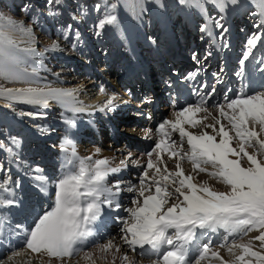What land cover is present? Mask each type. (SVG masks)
Instances as JSON below:
<instances>
[{
  "label": "rangeland",
  "instance_id": "374dc122",
  "mask_svg": "<svg viewBox=\"0 0 264 264\" xmlns=\"http://www.w3.org/2000/svg\"><path fill=\"white\" fill-rule=\"evenodd\" d=\"M137 2L142 5V14H140V7ZM125 3L131 4L133 12H135L134 43L127 40L121 26L117 23L106 25L105 29L97 34L96 25L98 21L106 14L114 15L113 8L123 12ZM225 3L226 6L221 9L212 3V0H204L202 11L195 6L182 2V0H58V3L57 0H52V3H49V0H0V13L31 30L30 36L25 33L18 34L19 47L21 49H35L34 55L24 51L19 53L24 60L28 61L22 65V67L28 68V75L25 79L9 81L0 78V89L29 86L35 88L58 87L62 84L78 86V78L82 77L85 81H93L100 89L103 87L105 92L109 89L108 91L117 96L121 103L128 101L126 110H124L125 106L123 107V105L125 103H123L122 107L115 112L112 129L109 125L112 117L108 114L107 117H102L100 120L102 123L97 124V128H99L97 130L86 120H79L81 113L68 116L59 110L45 111L39 106L21 105L7 99H0V184L9 189V192H0V254H5V250L7 253L12 248L21 247L25 240V234L34 226L38 218L52 209L56 183L69 170L67 165L68 153L63 151L66 146V138L74 142L80 157L92 155L99 148L100 153L93 156V159L107 158L113 166L120 165V161L125 159L133 147L126 143L124 137L116 140L111 133L115 130L118 132V136L129 134L128 136L131 137L135 134L136 137L139 135L133 127L146 128L149 125L146 122V124L138 126L136 121L139 118L145 119L149 112L154 109L153 103L149 102L146 105V98L151 97L155 92H160L158 93L160 95H168L167 90L162 91L160 85L156 86L158 84L156 79L161 75L160 72L163 73V77L170 75V73L187 77L191 73V67L199 66L200 70H203L202 75L207 72L211 84L219 86L218 83H215L216 77L226 71L231 73L233 84L238 89L235 88L236 92L231 94L233 87L228 90L231 85L230 81L221 85L220 95L223 97L228 93L227 96L231 99L241 92L245 93L244 88L252 82H246L245 73L249 67L253 65L260 69L264 65V46H262L264 44V27L257 28L255 26L257 24L264 25L262 12L264 8L261 7L260 0H238L237 4L231 5L230 3V6L228 2L225 1ZM204 8L208 10V13H204ZM183 11L187 14L186 20H182ZM166 13L173 28L170 27L166 19L168 33L163 32L164 29L161 27L163 22L161 16L167 17ZM205 16H207V20L209 18V24L212 25L211 30H208V22L205 20ZM231 21L233 28L230 26ZM169 32H172L173 36L175 35L174 38ZM253 34H261L262 40L257 42L256 47L252 49V55L241 65L240 61L247 50V41ZM53 42H59L60 50L46 51ZM137 43L138 54L136 55L132 51L136 50ZM215 44L218 45V48L215 47ZM142 55L148 59L152 68L151 71L154 70L151 74L154 88L153 92L150 93H148L150 83L147 85L139 79L143 66ZM160 55L165 66L158 60ZM248 62L250 64L247 69ZM33 67H37L36 75L32 74ZM238 72L244 73L242 81H240L241 76L237 75ZM122 77L132 83L135 82L137 86L124 84V81L121 80ZM108 81L110 84L114 83L116 87L110 86ZM263 81L264 79H258V83H252L251 91H247L245 94L264 91ZM202 97L203 95L199 97V100ZM139 102L141 106H139ZM197 102L198 100L183 102L177 110ZM208 103L209 105L213 103L211 98L208 99ZM162 105L163 103H160L158 106ZM164 110L166 111L163 116L158 119L156 116L152 118L154 126L150 127L154 134L151 139L152 143L145 150V153L150 151L156 143L155 130L157 125L164 119H169L174 112L167 108ZM139 112L142 116H139ZM29 113L32 115H28ZM150 115L152 116V113ZM213 115L218 116V113L213 110ZM69 118L75 120V127H69L65 123V120ZM204 123H212V120L209 119ZM202 127L189 128L188 130L199 134ZM207 131L212 134L211 129H207ZM139 134L144 137L143 132ZM175 135L177 136L173 139H178V134ZM234 146H236L235 143ZM187 147L185 144V150ZM248 151L252 152L253 149L249 148ZM139 156V154L134 155L135 159L131 157V161H128L130 164L125 169L127 172L124 173L123 170L110 176L109 182L115 183L117 179L125 180L128 178L131 181L125 180L127 183L137 184L141 169H137V167V170L133 169L135 167L132 161L141 156L142 165H146L147 161V156ZM164 160L168 167L174 170L177 161L169 159L167 155L164 156ZM244 163L246 165V160ZM182 166L186 174H191V164L187 160L183 162ZM129 171L135 175L128 174ZM204 181L211 184L215 190H226L222 184L210 179L207 174H199L196 182L202 183ZM49 184L50 188L47 190L45 185ZM37 191L43 194L37 197ZM132 196L133 194L129 193L127 199L120 201L123 207L116 214L127 216L124 208L131 206ZM45 197H48L49 201L47 207L44 205V202L47 201ZM5 198L13 201L16 198L31 210H33L35 203L42 205L37 210L34 207L35 210L31 211L32 214L24 210L21 215L12 206L13 204L6 203ZM110 212L112 211H107L108 214ZM26 218L29 222L24 220ZM97 222L98 220L93 227L97 229L99 234ZM115 222L118 221H111V223ZM110 234H114L113 237H117L115 240L121 241L125 245L121 240L119 229ZM222 234V229L217 235L211 234L213 246L225 260H232L233 257L228 254L226 249L216 246ZM258 234V232L253 231L244 236L243 239H237V242L246 244ZM108 236L107 233V236L102 238V244L113 238L107 239ZM208 238V236L200 237V243L207 242ZM92 239L96 240V237L90 238L89 244L85 246V251L90 250L94 256L93 251L97 247L91 246ZM257 242H254V250L262 251L258 245L259 242ZM127 251L137 259L151 264V260L147 256H139L129 250ZM82 255L83 252L79 257H74L71 264H77V262L81 264ZM20 258H25V261H19ZM29 258H31L30 264H37L41 257L26 252L17 258L18 264H29ZM41 259H43L44 264H48L47 256ZM101 259L103 264L107 263L105 257ZM54 263L58 264L56 260H52L51 264ZM83 264H91V262H83ZM203 264H219V261L205 260Z\"/></svg>",
  "mask_w": 264,
  "mask_h": 264
},
{
  "label": "snow or ice",
  "instance_id": "6c2138e0",
  "mask_svg": "<svg viewBox=\"0 0 264 264\" xmlns=\"http://www.w3.org/2000/svg\"><path fill=\"white\" fill-rule=\"evenodd\" d=\"M182 2L203 11L204 0ZM212 3L221 9L226 6L225 0H212ZM230 3L235 5L238 0H230ZM260 4L264 8V0H260ZM116 22L115 15H104L96 25L97 34L106 25ZM255 26L264 27L262 24ZM19 33L30 36L31 30L0 13V78L9 81L24 80L28 75V68L22 67L28 61L19 53L35 54V49L19 47ZM261 40V34H253L248 39L241 65ZM57 50H60L59 42H53L46 49ZM37 67L32 68L33 75L37 74ZM237 75L242 77L243 73ZM100 90L104 92L103 87ZM214 92L215 89H211V93ZM0 96L43 107H48L51 98L64 103L72 112L86 110L73 106L76 97L72 90L0 89ZM117 106L115 98L110 97L98 106V111H111ZM213 110L218 116L213 115ZM171 117L157 125L156 143L146 153V165L139 159L132 161L134 167L141 169L138 183L123 188L122 180L110 183L108 178L128 168L131 153L120 161L119 166H113L107 158L93 159L100 153L99 148L92 155L80 157L74 142L66 138L63 151L68 153L69 170L56 183L52 209L38 218L25 234L21 247L0 254V264H18L17 258L26 252L41 258L47 256L48 264L52 260L58 264H71L73 258L83 252L82 258L95 264L93 253L85 251V246L90 238L97 237L93 225L104 214L105 208L119 212L123 207L120 202L122 192L133 196L131 206L124 208L127 216H116L121 240L130 252L147 256L151 264H203L205 260H217L219 264H264V159H261L264 157V91L241 92L231 99L225 95L222 102L211 105L208 95H204L197 103L174 111ZM209 119L212 123L205 124ZM65 123L75 127L74 119H66ZM201 126L199 134L188 130ZM207 129H211L212 134ZM143 132L144 139L153 138L151 128H145ZM173 134H178V139H173ZM249 148L253 151L249 152ZM165 155L177 161L174 170L168 167ZM185 160L191 164V174H186L182 166ZM199 174H207L226 190H215L207 181L197 183ZM0 192H9V189L0 184ZM6 203L11 205L15 201L9 199ZM221 229L223 234L216 246L226 249L232 260H225L213 246L211 234H217ZM253 231L259 234L252 241L237 242ZM202 236L209 237L207 242L200 243ZM229 237H232L231 241ZM114 239L103 244H97L95 239L91 241V246L99 248L101 253L114 250L113 264L115 254L120 253ZM257 241L262 251L254 250ZM137 249L140 250L138 253ZM120 259L121 264H138L127 251ZM37 264H44L43 259Z\"/></svg>",
  "mask_w": 264,
  "mask_h": 264
},
{
  "label": "bare ground",
  "instance_id": "6f19581e",
  "mask_svg": "<svg viewBox=\"0 0 264 264\" xmlns=\"http://www.w3.org/2000/svg\"><path fill=\"white\" fill-rule=\"evenodd\" d=\"M225 1L228 2L229 3V6H230V0H225ZM164 5H165V3H164ZM165 9H166V7H165ZM113 10L115 11L114 12V15L117 18V22L116 23L121 26V29L125 33L127 40L128 41L130 40L131 42L134 43V36H135V31H136V27H135L136 18L134 16V13L135 12H133L132 5L131 4H128V3H125V7H124V11L123 12L122 11H119L118 9H115V8H113ZM230 11H231V9H230ZM204 13H208V11H207L206 8H204ZM140 14H141V12H140ZM166 16L167 17L161 16V19L163 20V22L161 23V27L164 29V32L167 31V29H168V23H167V21L169 22V25H170V20H169V17L167 15V13H166ZM182 17L184 18V20L186 19V12H184V11L182 12ZM205 17L207 18V16H205ZM166 19H167V21H166ZM207 21H208V25H210L209 24L210 21L209 20H207ZM231 24H232V22H231ZM170 27H171V25H170ZM169 34H171L173 36V33L172 32H169ZM215 47L218 48V45L215 44ZM132 53H136L137 54L138 53L137 48H136V50L134 49L132 51ZM182 65H187V64H182ZM199 69L200 68L198 66V68L193 69V70H195L196 74L201 75L202 74V71L199 70ZM262 69H264V66L260 70L250 71L247 79L248 78L249 79L254 78V82L255 83H257V80L260 79V78H263L264 79V70H262ZM229 78H230V76H229ZM78 80H79V85L78 86H74V85H71V84H67V85L66 84L65 85L62 84V85H60L58 87H54V86L43 87V88L38 87V89H42L44 91H48V89L51 88V89H62V90H72V91H74L76 99H75V101L72 102L73 103V106H75V107H82V108L86 109L85 111H82V112H72V111H70L68 109V107L64 103H62L60 101H57V100H54V99H51V98L48 101V107H43V106H40V105H32V104L23 103V102H20V101L10 100V99H8L5 96H0V99H3V100H6L7 99L9 101H12V102H15V103H18V104H21V105L39 106V107L43 108L45 111H54V110L56 111V110H59L60 112H62L64 114H68V116H74L75 114L81 113L82 114V115H80L81 116V119L79 118V120L80 121L81 120H86L88 123L91 124V126L94 129H97V130L99 129V128H97L98 127L97 124L102 123V122H100V120L102 119V117H107L108 114H110V116L112 117V119H111V123H109V125H111L110 128L112 129L114 127V126L112 127V125H113L114 117L116 115L115 112L117 111V109H119L120 107H122L123 103L120 102V99H118L117 96H115L113 93H110V91L106 90L107 92H105V91L104 92H101L99 86H97L93 81H90V80L85 81V79L82 78V77H79ZM121 80L124 81V82H127V79L125 77L124 78L122 77ZM231 80L232 79H228V73L227 74H221L218 77V79H216V81L219 84V86L214 87L215 92L214 93H211L210 92L208 94V96L209 97L210 96H213L214 98H218V93H219V90L221 88V85L224 84L225 82L227 83V82H229ZM109 85L112 86V87H116L114 85V83H111L110 84V82H109ZM233 85L234 84L230 85V87H232ZM29 87H31V86H29ZM29 87H22V88L27 89ZM230 87H229V89H230ZM251 87L252 86L246 87L244 91L247 92L248 90L251 89ZM32 88H35V87H32ZM235 88H236V85L233 87V89H235ZM9 89H21V88L12 87V88H9ZM233 89H232L231 92H233ZM226 94H228V93H226ZM110 97H114L115 98L116 102L118 103V106L114 110H111V111H107V112H100V111H98V106L101 105L104 101H106ZM153 100H154L153 98L146 99V105H148V103L149 102H152ZM124 106H125L124 110H126L127 109L126 104L123 105V107ZM139 106H141V103L140 102H139ZM164 108L169 109V111H172V110L173 111H177V106H168V104H164V106L161 107L158 111H155V113L150 112L149 115L152 113V117H154V116H156L157 118L158 117H161L163 115V113H165V111H166V110H164ZM140 113L141 112H139V116H142V114L140 115ZM77 117H79V116H77ZM151 118L149 119L148 116L145 117V119L139 118L136 122H137L138 125H143V124H146V122H147L149 125H147L146 128H151L152 127V120H151ZM133 128H135V131L138 133L139 136H136L135 137L134 136L135 134L133 136H131V137L128 136L129 134H125V136H121L119 134L120 136H118V132L115 131V130H113L111 134H112V137L114 139H116V140H120V137H124L126 139V143H129L133 147L132 150H134V151L130 150L131 152L129 151V153L132 154V159H135L134 155H138L139 154L140 156L141 155H145L146 156L145 150L147 148H149V146L152 143V140L151 139H144L143 138V135H140L139 134V133H142L143 132V129H145V128H141V127L140 128L133 127ZM123 147H120V148L123 149ZM141 157L139 158V160L141 159ZM140 163H142V160H140ZM128 164H130V163H128ZM133 169L137 170L136 167L133 168ZM125 172H127V170H124V173ZM131 173H132L131 171L128 172V174H131ZM131 175L134 176L135 173H132ZM127 179L128 178H125V180H127ZM125 180H122L123 181V183L121 185L122 188L123 187H126L127 184H130V183H127ZM127 181H131V180L128 179ZM45 188H47V190H49L50 184L49 185H45ZM36 194H37V197H38L39 195H41L43 193H41L40 191H37ZM127 196H129V193L128 192H122L121 193V197H120V201L127 199ZM45 198H47V201L44 202V205H45V207H47L48 204H49V201H48V197H45ZM5 199L7 200V198H5ZM123 202H125V201H123ZM41 205H42L41 203L40 204L35 203V206L34 207L37 210L38 207L41 206ZM12 206H14V208L16 209V211L19 212L21 215L23 214L22 212L24 210L25 211H29V212L35 210L34 207H33V210H31L29 207H26L24 205V203H22L20 200H17L16 198H15V203ZM107 211H108V209L106 208V210L104 211V214L100 217V219L98 220V222L96 224V226L99 227V231H100L99 234L96 237V240H95L97 242V244H102V238H104L105 236H107V233L109 235L107 237V239H109V238H111V237L114 236V234H110V233H112L114 230H117V231H118V229L120 230V224H119V222L111 223V221H117L116 220V216H118V215L121 216V214H116L117 212H115V211H112V212H110V214H108ZM31 214H32V212H31ZM24 220H26L27 222H29V220H27V218L24 219ZM107 226H109V227H107ZM115 237H113V238H115ZM230 238L231 237H229V239ZM114 243L120 247V253L115 254V256H116L115 261H117L115 264H121L120 257L128 249H127V246L126 245H123L121 243V241H118V240H115L114 239ZM2 245H4V244L2 243ZM7 246H9V245H7ZM139 251L140 250L137 249V252H139ZM93 252H94L93 260L95 261V264H103L101 262L102 261V259H101L102 257H105L106 258L105 259L107 261L106 264H113V262H111V261H113L114 250L112 252L101 253L100 250H99V248H97ZM236 252L239 253V251H236ZM5 253H6V250H5ZM128 254H129V252H128ZM129 256L132 257L134 260L138 261V264H148L147 262H144L142 260L137 259L135 256H133L131 254H129ZM81 257H83V255ZM99 257H101L100 258L101 261H100ZM24 259L25 258H20L19 261L20 260L23 261ZM80 262H81V264H83V262H86V261L83 258H80ZM89 262L90 261H87L86 263H89ZM54 264H56V263H54Z\"/></svg>",
  "mask_w": 264,
  "mask_h": 264
}]
</instances>
